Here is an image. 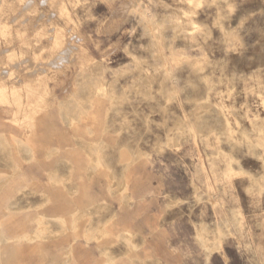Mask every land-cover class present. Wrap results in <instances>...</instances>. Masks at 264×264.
Segmentation results:
<instances>
[{
    "label": "rangeland",
    "instance_id": "1",
    "mask_svg": "<svg viewBox=\"0 0 264 264\" xmlns=\"http://www.w3.org/2000/svg\"><path fill=\"white\" fill-rule=\"evenodd\" d=\"M0 53V212L72 194L29 264H264V0H0Z\"/></svg>",
    "mask_w": 264,
    "mask_h": 264
},
{
    "label": "crops",
    "instance_id": "2",
    "mask_svg": "<svg viewBox=\"0 0 264 264\" xmlns=\"http://www.w3.org/2000/svg\"><path fill=\"white\" fill-rule=\"evenodd\" d=\"M48 112L44 115H42L41 117H39L38 119H35L32 127H33V133L29 134V138L31 141V138L33 139L32 142H39L42 139H45L48 134L45 128L47 125V122L50 123L51 126L54 127V131L57 127V118H51L49 116ZM0 143L1 144H8L11 141H24L23 140V136H22V132L21 131H14V130H3L0 133ZM53 136V135H52ZM50 146H48L49 148ZM3 148V146H2ZM4 148L7 149L8 153H10V151H13V148H8L7 146ZM3 148V149H4ZM36 146H31L28 147L29 151H26L25 147L22 146L21 148L18 149H22L27 155V157H24V159H32V160H36V155H35V151H36ZM54 149H61V146L59 145H54L53 146ZM16 166H22V164L16 163ZM31 179H34L33 176L30 177ZM9 180V179H8ZM29 179L26 176H23L21 180L16 181V182H20L22 183L23 186H25V183L28 181ZM13 181V180H11ZM37 183L40 184L39 180H36ZM34 182V181H33ZM20 185V184H19ZM47 187V186H46ZM50 187V186H49ZM54 187V186H53ZM66 190V189H65ZM67 191V190H66ZM66 194V193H65ZM64 194V201L62 196L58 195V193L55 190H48L45 192V201L49 202L48 205V211L50 212H43L40 213L37 218H36V223L39 225V228H37L35 235H30L27 230L24 228L25 227V223H22V230H18V228L14 227V226H18L20 224L15 223V216H14V212L11 209V207L8 205V202L6 203L5 206V210L0 212V262L2 261V256L5 254L7 257V264H29V262H39V263H43L44 261H42V257L44 256V250H43V246L44 244H42V242L40 241L41 238H43L41 236L42 232V225L44 223H42V219L45 218L47 219L48 217V222H50V218L54 217L55 219L57 218V216H59V218H63V216H61L62 214H54L53 212L55 210H59L63 212H72V206L70 205L69 209H67V203L71 204L72 203V194L70 193L71 197L68 198L67 194ZM62 199V201L64 202L63 206L62 203L60 202L59 205H57V198ZM8 198V197H7ZM68 198V200H67ZM52 200V202H51ZM8 201V200H7ZM59 203V202H58ZM69 206V205H68ZM58 208V209H57ZM61 216V217H60ZM19 223V222H18ZM42 224V225H41ZM60 232H63L62 230H59ZM38 244L34 245L31 244L33 242H37ZM72 249H73V243L70 242L67 247L66 246H61L59 248V253L60 255H66V256H62V257H54L50 262L52 264H68L70 262H72ZM38 251L39 254V259L37 261V259L34 258L35 253Z\"/></svg>",
    "mask_w": 264,
    "mask_h": 264
},
{
    "label": "bare ground",
    "instance_id": "3",
    "mask_svg": "<svg viewBox=\"0 0 264 264\" xmlns=\"http://www.w3.org/2000/svg\"><path fill=\"white\" fill-rule=\"evenodd\" d=\"M44 2V1H43ZM42 2V3H43ZM29 3V2H28ZM31 3V2H30ZM13 21V20H12ZM11 21V22H12ZM22 22V21H21ZM24 27V26H23ZM49 32V31H48ZM67 49H69L68 47H67ZM67 49L65 50L64 48L62 49V55H64L63 56V59L65 58L66 59V57L68 56V53H67ZM69 51V50H68ZM61 52V51H60ZM70 52V51H69ZM64 53V54H63ZM1 54V53H0ZM58 56V55H57ZM59 56H61L60 54H59ZM62 57V56H61ZM60 57V59H62ZM59 58V57H58ZM26 59V58H25ZM2 60V59H1ZM55 61V60H54ZM28 62V61H27ZM15 63V61L13 62V64ZM25 63V62H24ZM17 64V63H16ZM23 64V63H22ZM51 64H52V62H51ZM54 64V63H53ZM17 65H19V64H17ZM30 65H31V63H30ZM10 66V65H9ZM11 67V66H10ZM18 67V66H17ZM22 67V66H21ZM31 67V66H30ZM37 67V66H36ZM13 68H15V64L13 65ZM26 68V67H25ZM16 69V68H15ZM21 70V69H20ZM9 71V70H8ZM8 71H6V72H8ZM33 72V71H32ZM16 75V74H15ZM5 76V75H4ZM4 76H1V77H4ZM28 76V75H27ZM6 77V76H5ZM16 78V77H15ZM7 81V80H6ZM45 106V105H44ZM47 108V107H46ZM49 116L51 117V118H53L52 116H57L56 115V113H54V112H51V113H49Z\"/></svg>",
    "mask_w": 264,
    "mask_h": 264
}]
</instances>
